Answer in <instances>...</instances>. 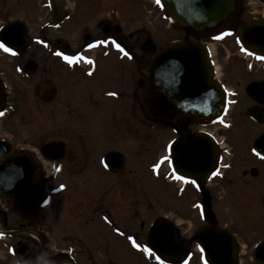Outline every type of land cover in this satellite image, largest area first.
Instances as JSON below:
<instances>
[{
  "label": "rangeland",
  "instance_id": "rangeland-1",
  "mask_svg": "<svg viewBox=\"0 0 264 264\" xmlns=\"http://www.w3.org/2000/svg\"><path fill=\"white\" fill-rule=\"evenodd\" d=\"M12 1L28 11L18 17L27 26L30 60L38 63L32 81L39 77L41 89L40 94L31 89L25 103L22 94L20 104L15 105L17 112H0V139L13 146L12 155L0 159V165L21 153L34 159L36 188L46 192L45 203L50 206L46 215L54 238L70 234L77 238L79 264H162L146 255L150 224L169 217L182 228H191L187 220L196 217L187 210L193 192L179 197L176 185L160 178L156 170L165 151L157 152L153 140L151 104L145 100L152 57L141 46L150 37L159 49H165L182 39L183 28L170 23L167 10L154 0H53V15L44 8L49 0ZM64 13L67 21L60 19ZM103 19L121 27L115 37L130 51L119 60L111 47L95 67L90 63L91 53L77 50L91 44L88 37L101 34L97 25ZM108 44H113L112 39ZM65 45L70 46L67 52L62 51ZM140 80L144 85H139ZM121 87L125 99L122 111L116 112L118 103L110 93ZM52 141L67 145L62 171L55 180L50 176L52 162L41 153ZM112 152L126 160L121 175L103 168V157ZM28 196L19 200L0 197V205L30 204ZM98 207L109 210L113 225L102 221L103 214H95ZM60 245L58 249L66 248ZM5 259L0 253V264L9 263Z\"/></svg>",
  "mask_w": 264,
  "mask_h": 264
},
{
  "label": "flooded vegetation",
  "instance_id": "flooded-vegetation-1",
  "mask_svg": "<svg viewBox=\"0 0 264 264\" xmlns=\"http://www.w3.org/2000/svg\"><path fill=\"white\" fill-rule=\"evenodd\" d=\"M53 2L49 0L44 4L51 15L55 10ZM17 4L15 6L12 0H0V112H17L15 105H18L22 94L26 95L21 99L25 103L29 101L31 89L39 94L41 89L39 77L32 81L38 68L31 74L27 66L31 61L29 34L23 17H18L28 11L21 8L19 2ZM63 18L65 21L69 19L65 13L60 19ZM15 21L21 22L28 41L22 49L9 52L1 42V32ZM109 21L103 19L97 25L101 34L94 39L90 36L92 44L77 50L91 53L90 57L96 63L109 55L111 47L118 48L119 60L127 52L124 43L115 37L120 33ZM188 29L194 42H202L209 47L213 78L227 90L229 106L220 122H208L182 113L166 95L149 83L150 91L145 100L151 104L148 112L152 114L153 140L157 152L166 151V160L160 158L158 164L160 178L168 180L164 171L166 166L174 174L171 163L174 155L177 156V150L173 149L171 153L170 149L181 134L209 133L217 140L215 164L211 171L202 174L197 182L184 181L181 188L177 186L179 197L180 193L184 196L186 192H193L192 203L187 205V210L194 212L196 217V220H187L191 228H182L178 224V237L187 251L183 260L192 263L204 260L205 254L199 249L197 236L203 228L214 224L215 230L207 233L216 234L222 259L233 264H259L256 256L264 259V140L257 143L264 134V0H233V10L215 27L197 31L187 26L184 32ZM111 39L113 44L109 45ZM171 43L165 49L158 48L152 61ZM64 48L62 51L67 52L70 46L65 45ZM97 52L99 56L92 55ZM226 58L232 60L223 63ZM144 82L141 80L142 85ZM120 90L122 87L110 93L118 103V108L114 109L116 112L122 111L120 104L125 99ZM255 108L256 112L252 114ZM36 185L38 187L34 181L21 195L10 197L19 200L28 193L30 204L0 205V253L5 255L7 264H79L77 238L71 234L70 238L68 235L58 240L54 238L55 233L46 215L50 206L42 203L46 192L42 194V188H36ZM200 185L206 189L203 194L198 189ZM206 200L214 214L213 222L203 219L202 208ZM105 210L98 207L95 214H103L102 221L111 225L113 223L107 216L109 210ZM59 243L66 244V248L58 249ZM259 247L263 249L259 250Z\"/></svg>",
  "mask_w": 264,
  "mask_h": 264
},
{
  "label": "water",
  "instance_id": "water-1",
  "mask_svg": "<svg viewBox=\"0 0 264 264\" xmlns=\"http://www.w3.org/2000/svg\"><path fill=\"white\" fill-rule=\"evenodd\" d=\"M165 5L170 14V21L179 26H191L196 30L205 27H213L233 10L232 0H158ZM16 24L10 25L2 33V40L7 45L25 42L24 30ZM120 28H118V32ZM189 34V33H188ZM186 34L182 42H176L151 66L150 79L156 85V89L167 95L182 112L194 114L206 120L215 119L225 109L226 97L217 90V82L211 80V73L206 59V51L200 43H194ZM149 56L156 53V44L148 38L142 47ZM34 62L29 64L34 69ZM263 139V138H262ZM261 139V140H262ZM206 142V143H205ZM177 168L184 167L187 171H193L199 177L204 168L213 166L215 160V148L209 138L202 136L182 137L176 144ZM47 159H54L55 178L61 169L60 159L66 154V148L62 142H52L42 149ZM11 154L10 145L5 140H0V158ZM109 171L120 173L124 169L125 161L121 154H109L103 160ZM36 170L32 160L21 155L11 163L0 166V194L17 195L33 182ZM206 219L214 220L210 206L205 207ZM212 230H214L212 228ZM208 261L211 264L224 263L218 258L216 247V235L205 236ZM212 237V238H211ZM150 248L158 256L168 262L181 259L184 249L177 237L176 230L167 220H159L151 229L149 236ZM176 255L178 258H174ZM264 264V260L257 258Z\"/></svg>",
  "mask_w": 264,
  "mask_h": 264
}]
</instances>
